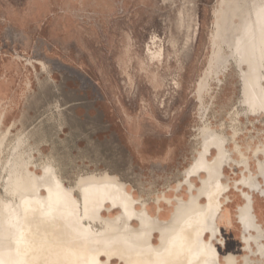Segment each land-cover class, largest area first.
Here are the masks:
<instances>
[{
  "label": "rangeland",
  "instance_id": "rangeland-1",
  "mask_svg": "<svg viewBox=\"0 0 264 264\" xmlns=\"http://www.w3.org/2000/svg\"><path fill=\"white\" fill-rule=\"evenodd\" d=\"M40 2L0 0V133H7L3 159L24 134L21 150L32 158L36 172L46 159L61 180L62 172H72L63 166L83 176L110 167L122 171L137 190L133 194L151 206L162 192L184 196L173 194V184L182 181L186 188L185 170L202 147L204 124L228 136V147H233V129L241 145L264 142V113H253L244 103L234 62L221 65L218 76L209 73L217 51L212 35L220 0H112L110 16L80 0H74L73 8L61 1L35 12ZM11 14L16 15L13 21ZM158 44L163 56L150 60L147 45L155 50ZM202 81L206 86L200 92ZM76 101L81 103L65 107ZM169 145L178 152L164 164ZM125 149L132 153L131 172L125 170ZM180 150L190 154L182 160ZM250 163L254 168L253 159ZM232 166L225 169L231 181L241 177L243 168ZM78 178L74 185H64L76 186ZM0 193L5 196L2 186ZM228 194L233 216L242 201L232 189ZM255 199L264 227V199ZM233 220L228 227L220 222L226 239L220 253L234 252L242 264L247 252Z\"/></svg>",
  "mask_w": 264,
  "mask_h": 264
},
{
  "label": "bare ground",
  "instance_id": "bare-ground-1",
  "mask_svg": "<svg viewBox=\"0 0 264 264\" xmlns=\"http://www.w3.org/2000/svg\"><path fill=\"white\" fill-rule=\"evenodd\" d=\"M212 40L217 51L209 73L218 76L220 66L232 60L241 76L244 103L253 113H264V0H220ZM151 42H156L155 36ZM163 50L161 44L155 50L147 45L146 55L161 59ZM172 84L178 86L176 80ZM205 86L202 81L199 91ZM237 134L233 129V147H228V136L204 124L202 147L185 170L186 188L182 181L173 187L184 196L162 192L149 206L104 171L79 176L72 186L78 198L48 159L39 173L31 168L32 158L21 150L24 134L3 159L7 133H0V186L5 192V196L0 193V264H109L113 256L124 264H239L234 252L221 257L213 241L224 242L218 238L223 236L218 221L231 224L229 209L224 207L231 186L243 199L236 208L247 252L242 264H264V227L253 207L254 193L264 196V142L241 145ZM234 164L243 168L241 177L231 181L224 169Z\"/></svg>",
  "mask_w": 264,
  "mask_h": 264
},
{
  "label": "crops",
  "instance_id": "crops-1",
  "mask_svg": "<svg viewBox=\"0 0 264 264\" xmlns=\"http://www.w3.org/2000/svg\"><path fill=\"white\" fill-rule=\"evenodd\" d=\"M66 2L67 4H69L70 8H73V6L76 4L74 3V0H41L40 2V7H36L35 8V12H40L41 10L43 11H46L47 8L51 5V4H57V3H60V2ZM82 1V3H90L93 7L97 8L98 11H100L103 15H107V16H110L113 8H114V4L112 2V0H80ZM15 16L16 15H13L11 14L9 16V19L11 21H13L15 19ZM22 18V17H21ZM81 103L80 101H76V102H72V103H67L65 104V107H68L70 105H77ZM163 134L164 136H167L169 137L170 136V133L165 131V129H163ZM125 152H128V156H129V162H128V166L126 165L125 166V170L128 169V171H132V168H133V163H132V153H130V151L128 149H125ZM178 152V149L176 146H173V145H169L166 149H164V156H163V163L165 164V161H166V158H170V156H174L176 153ZM180 153V158L183 160L184 157H186L185 155H189L190 154V151H183V150H180L179 151ZM127 154V153H126ZM62 169H66L67 171H72V172H67V173H63L62 172V180L64 182L65 185L67 186H71V185H74L76 179L79 177V175H82L81 173H78V172H73L75 171L73 169V167H65L63 166ZM77 170H79V166L76 167ZM76 170V171H77ZM103 171H106L110 174H114L118 177L119 180L123 181L126 186L130 187L129 189L135 193V191H137L134 187H133V184L132 182L125 178L124 177V173L122 171H115V170H112L110 167H100L98 169H95L94 172L95 173H102ZM181 182V181H178V182H175L173 184L174 187H176L178 185V183ZM77 192V191H76ZM173 194L174 193H177L174 189L172 190ZM136 196H139V197H142V199L144 200L145 197H143L141 194H137Z\"/></svg>",
  "mask_w": 264,
  "mask_h": 264
},
{
  "label": "flooded vegetation",
  "instance_id": "flooded-vegetation-1",
  "mask_svg": "<svg viewBox=\"0 0 264 264\" xmlns=\"http://www.w3.org/2000/svg\"><path fill=\"white\" fill-rule=\"evenodd\" d=\"M31 168H32V166H31ZM232 168H233V166H232ZM231 167H229V166H225V169H231V170H233ZM224 169V170H225ZM232 173H233V171H231ZM226 174V173H225ZM241 174V173H240ZM238 178H240V177H238ZM199 183V182H198ZM231 189L236 193L235 195L236 196H238V198H240L241 199V201L243 202V199H242V197H241V194H240V192L236 189V188H234L233 186H231ZM231 189H230V191H231ZM229 191V192H230ZM228 192V193H229ZM227 193V194H228ZM176 195V194H175ZM229 195V194H228ZM255 196H257L258 198H261V199H264V196H262L261 194H259V193H256V194H254V205H253V207H254V213L256 214V212H255ZM229 198H230V196H229ZM233 201H232V199L230 198L228 201H227V203L225 204V208H228L229 209V213H230V218H231V224H232V219H234V220H236L235 222L236 223H239V220H238V218H237V214H236V209H234V212H235V215L233 214V216H232V213H231V209L229 208L230 207V203H232ZM238 206V205H237ZM237 206H236V208H237ZM165 207H166V205H165ZM104 214H106V213H104ZM233 220V221H234ZM257 220H258V217H257ZM259 221V220H258ZM218 224H219V226H220V229H221V225H220V221H218ZM225 226V225H224ZM229 226V225H228ZM228 226H225V227H228ZM239 227H240V230H241V232H242V229H241V224L239 223V225H238ZM221 231H222V229H221ZM223 234V233H222ZM156 235H157V233H156ZM209 236H210V234L207 232L206 234H205V238L206 239H208L209 238ZM218 238L219 239H223V243H220V242H217V240H213L214 241V243H215V245H216V247H217V250H218V252H219V254H220V256L222 257V255L223 254H221L220 253V246H224L225 245V243H226V239H224L223 238V236H220V235H218ZM240 240H241V244H242V246L244 245L243 244V241H242V238H241V235H240ZM154 242H156V238H154ZM217 244H219V245H217ZM228 253V252H227ZM226 254V253H225ZM100 259L101 260H106V256L105 255H101L100 256ZM120 258H118V257H116V256H113V257H111L110 259H109V264H124V261L123 260H119ZM222 259V258H221ZM114 260H116L115 262H114Z\"/></svg>",
  "mask_w": 264,
  "mask_h": 264
}]
</instances>
